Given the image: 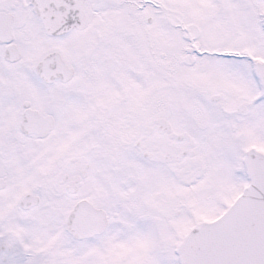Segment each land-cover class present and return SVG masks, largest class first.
<instances>
[{
	"label": "snow or ice",
	"instance_id": "1",
	"mask_svg": "<svg viewBox=\"0 0 264 264\" xmlns=\"http://www.w3.org/2000/svg\"><path fill=\"white\" fill-rule=\"evenodd\" d=\"M0 264H264V0H0Z\"/></svg>",
	"mask_w": 264,
	"mask_h": 264
}]
</instances>
